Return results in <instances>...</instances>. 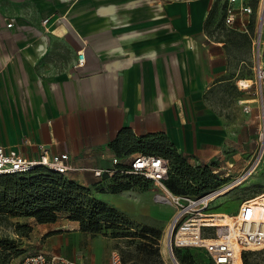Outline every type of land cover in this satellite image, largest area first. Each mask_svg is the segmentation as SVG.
<instances>
[{
	"label": "crops",
	"instance_id": "crops-1",
	"mask_svg": "<svg viewBox=\"0 0 264 264\" xmlns=\"http://www.w3.org/2000/svg\"><path fill=\"white\" fill-rule=\"evenodd\" d=\"M210 9L211 0H0V143L29 158L66 153L65 177L93 197L162 212L149 189L111 191V170L128 167L148 134L211 157L253 98L238 84L251 78L239 75L245 59L233 63L211 36ZM223 23L250 36L248 15L227 24L224 10ZM119 135L133 142L116 147ZM23 219L36 251L110 264L116 238L63 217Z\"/></svg>",
	"mask_w": 264,
	"mask_h": 264
},
{
	"label": "rangeland",
	"instance_id": "rangeland-1",
	"mask_svg": "<svg viewBox=\"0 0 264 264\" xmlns=\"http://www.w3.org/2000/svg\"><path fill=\"white\" fill-rule=\"evenodd\" d=\"M242 1L249 4L252 10L248 15L250 36L223 23L227 0H211L208 16L217 20L211 27V36L213 39L221 38L226 41L228 58L233 63L236 57L245 59L242 65L243 69L239 72V75L245 78L253 76L254 64L258 59L264 68V14L260 18L259 11L263 0ZM254 38L255 44H253ZM245 90H243L245 97H253L251 100H244L246 103H243V105H248L250 110L249 113H244L242 121L239 122L241 127L231 132L227 139V145L205 160H197L187 153L180 152L186 161V166H190L200 175L196 185L194 184L197 189L200 188L197 195L208 191H213L212 194H215L206 207L204 215L212 214L214 221H217V217H224L227 221L229 216L235 214L244 199L256 196H258V200L261 197L264 198V159L250 174L243 175L249 162L258 153L261 146L260 131L264 125V77L256 87L250 88L248 93ZM123 169L122 174H131L126 172L125 168ZM178 169L176 165L172 176L183 178L178 173H184L186 169L181 167ZM63 176L65 177V174ZM132 176L140 179L142 183H147L146 189L155 194V199L164 204V208L160 213L150 206L143 208L142 214L135 212L133 207L129 212H122L130 226L126 228L127 235L116 238L113 244L115 251L119 254L121 264H175L167 245L175 208L170 202L157 199L156 194L164 192L159 185L146 178L135 176V174ZM166 187L170 189L167 185ZM136 188L143 190L139 187ZM215 213H219L218 216ZM59 217L69 219L68 213L65 212L61 213ZM23 218L0 213V264H20L25 255L38 249L37 243L29 241L30 232L28 235L22 236L15 233V224L17 222L25 223ZM217 225H204L205 227L201 229L202 237H214ZM9 244L17 246L20 253L15 256L12 253L8 258L3 259V252H6L4 246ZM172 252L179 264H181L179 260L182 257H186L184 264H214L203 247L194 245L175 247L173 245ZM245 257L250 264H264V247L254 252H248Z\"/></svg>",
	"mask_w": 264,
	"mask_h": 264
},
{
	"label": "built area",
	"instance_id": "built-area-1",
	"mask_svg": "<svg viewBox=\"0 0 264 264\" xmlns=\"http://www.w3.org/2000/svg\"><path fill=\"white\" fill-rule=\"evenodd\" d=\"M264 2V0H263ZM262 2V3H263ZM252 12L249 4L242 0H227L225 5V22L232 24L237 15H249ZM260 18L263 15V5L260 8ZM48 21V17L42 20ZM8 26L11 23H7ZM256 43L255 38L253 44ZM84 62V53L77 51V65ZM264 77V68L259 59L254 64V73L247 83L238 80V84L244 89L256 87ZM249 112L248 106L244 107ZM260 149L249 162L244 176L250 174L264 159V141L261 138ZM66 153L48 155L45 151L38 158H29L16 151L11 146L0 143V174L24 173L38 166H45L57 173L65 174L71 167L66 163ZM113 162H117L113 158ZM169 160L163 156L138 152L129 163L125 171L131 174L141 175L154 184L163 188V193H157L159 200L173 204L175 210L171 219L168 241L172 248L179 246L194 245L203 247L214 264H243V254L247 251H257L264 247V219L256 216V206L259 204L258 196L241 201L238 210L229 219L216 226V232L212 238H204L201 229L204 225H196L198 219L204 216L205 209L212 199L213 191H208L197 196L183 195L168 189L165 181L168 177ZM124 171L114 168L111 173ZM99 173L98 171L96 172ZM160 197V198H159ZM197 227L194 239H186L190 227ZM195 227V228H196ZM185 235V237H183ZM20 264H87L82 258L69 259L61 255L49 254L43 250L28 253ZM110 264H121L117 251L111 253Z\"/></svg>",
	"mask_w": 264,
	"mask_h": 264
},
{
	"label": "trees",
	"instance_id": "trees-1",
	"mask_svg": "<svg viewBox=\"0 0 264 264\" xmlns=\"http://www.w3.org/2000/svg\"><path fill=\"white\" fill-rule=\"evenodd\" d=\"M144 139L141 141V152L157 154L169 160L165 184L175 193L197 196L200 188L197 189L194 184L196 185L200 175L190 166H186L185 159L168 138L164 134H148ZM130 141L132 137L123 138L119 135L113 144L117 147L123 142L130 143ZM176 165L177 169L178 167L186 169L184 173H178L183 178L172 176ZM113 174L114 180L109 186L113 192L135 187L145 189L148 186L132 174H122L118 171ZM135 176L143 177L137 174ZM0 188L2 214L33 217L37 222H52L65 212L68 213L69 219L79 222L81 230L112 238L126 236V228L130 226L120 210L93 197L89 188L76 184L66 179L63 174L45 166H38L24 173L0 174ZM31 228L28 223L17 222L15 233L18 236L28 235ZM4 249L6 252H3V259L8 258L12 253L13 256L20 253L14 244L4 246ZM248 252L254 251L243 254V264H250L245 257ZM179 262L184 264L186 257H182Z\"/></svg>",
	"mask_w": 264,
	"mask_h": 264
},
{
	"label": "bare ground",
	"instance_id": "bare-ground-1",
	"mask_svg": "<svg viewBox=\"0 0 264 264\" xmlns=\"http://www.w3.org/2000/svg\"><path fill=\"white\" fill-rule=\"evenodd\" d=\"M261 5H263V13H264V2ZM261 32L262 31L260 30V33ZM243 82H244V84H246L247 83L246 79H243L242 83ZM261 138L264 140V130L261 132ZM213 197H215V194H212V198ZM255 210H256V216L258 218H260V219H264V198H262V197L260 198V202H259V204H257ZM218 214L219 213H215V215H217V216H218ZM216 220L217 221H214V219L212 218V214L211 215H206V216L200 217L198 219L196 225H200V226L201 225H210V224H218V225H220V224H224V222H225V218L224 217L223 218L217 217ZM195 227H190L189 228V231L187 232V235H186L187 236V238H186L187 240L188 239H194V237H195L194 233L196 232V229H197V227L196 228ZM183 237H185V235ZM206 239H208V238H206Z\"/></svg>",
	"mask_w": 264,
	"mask_h": 264
},
{
	"label": "water",
	"instance_id": "water-1",
	"mask_svg": "<svg viewBox=\"0 0 264 264\" xmlns=\"http://www.w3.org/2000/svg\"><path fill=\"white\" fill-rule=\"evenodd\" d=\"M261 16H262V15H261ZM262 17H263V16H262ZM167 245H168V250H169V253H170V255H171V258H172L173 262H174L175 264H179V263L175 260V257L173 256L172 248H171V246H170V244H169V241H167Z\"/></svg>",
	"mask_w": 264,
	"mask_h": 264
}]
</instances>
